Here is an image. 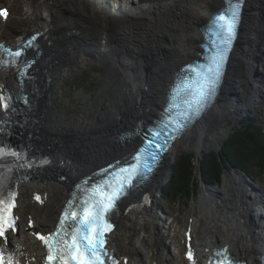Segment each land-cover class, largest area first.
I'll return each mask as SVG.
<instances>
[{"label":"bare ground","instance_id":"1","mask_svg":"<svg viewBox=\"0 0 264 264\" xmlns=\"http://www.w3.org/2000/svg\"><path fill=\"white\" fill-rule=\"evenodd\" d=\"M5 1L0 0V5H9L11 17H20L21 21L16 32L7 26L11 18L4 23L0 20L1 38L6 43H14L17 35L42 32L36 45L41 58L28 79L33 125L38 133L37 165L41 173L35 175L33 185L23 186L18 214L23 218L33 215L36 227L43 229L49 227L45 208L27 204V194L43 190L49 196V203L54 185H59L66 193L77 178L130 152L139 142L134 138L133 128L157 117L171 78L181 64L198 53L202 26L224 0ZM263 1L252 0L249 4V10H254L248 15V23H243L241 45L233 52L225 93L194 129L172 145L148 183L152 192L159 191L166 182L179 148L191 149L200 157L207 148L206 135L209 144L218 147L227 133L223 127L225 119L234 116L240 120L264 98V84L260 83V79L264 80V50L261 51L264 46L260 45L264 41V28L260 23L264 20L260 17L263 21H255L257 14L262 12ZM52 24L55 31L51 30ZM6 31L9 37L3 36ZM86 57L104 60L108 65L116 64L108 71L102 89L103 98L108 99L109 104L105 105L97 97L89 104L91 114L87 119L68 123L66 110L56 103L57 100L55 102L57 91L65 75L79 70L88 59ZM258 63L255 75L254 65ZM12 81L6 73H0V82L10 84ZM246 84L251 86L249 92H244ZM131 105L134 109L129 119L124 114ZM52 168L58 169L56 175H49ZM139 196L131 192L129 202L133 203ZM152 209L136 206L117 217V225L122 221L130 237L127 246L122 248L114 232L112 248L130 254L129 264H152L153 261L156 264H186L182 257L184 247L169 251L166 240L170 234L165 235L166 230L161 228ZM195 210L193 204L190 225L199 248L227 245L233 257L250 263L255 262L257 255L264 254L263 193L241 175L236 174L231 179L225 177L222 191L203 188L199 206L201 218ZM141 213L152 219L149 228L152 232L147 230V220L143 221L146 225L141 224L148 238L147 235L134 238L133 217ZM210 221L220 224V238L217 235L219 227H213ZM185 226L179 230L181 238ZM140 243L146 246L145 253L139 249L134 252L133 248ZM6 251L18 264H27L29 258L37 256L40 248L22 232L16 240L10 241Z\"/></svg>","mask_w":264,"mask_h":264},{"label":"snow or ice","instance_id":"2","mask_svg":"<svg viewBox=\"0 0 264 264\" xmlns=\"http://www.w3.org/2000/svg\"><path fill=\"white\" fill-rule=\"evenodd\" d=\"M240 7V0H227L224 12L213 18L215 39L210 54L205 62L188 65L178 74L160 118L144 132V143L134 155V163L119 168L106 182L93 183L83 189L77 185L83 195L79 203H76L75 195L67 202L56 231L47 236L36 234L47 248L46 259L50 264H106L108 252L104 237L112 227L107 222V213L117 207V201L122 196L130 193L134 181L146 177L158 161L159 152L168 146L169 141L182 135L213 104L240 19ZM0 16L6 17V10H0ZM35 39L32 37L15 52L0 45V53L12 57L15 63L27 48L33 46ZM32 63L26 61L19 73L22 86ZM0 107L5 111V119L0 121V162L11 157L22 162L21 167H33L36 162L28 156L27 146L11 144V137L16 135L15 128L22 126V122L14 118L22 111L17 107V100L0 94ZM5 180L6 177L0 173V239L3 241L0 249L8 245L10 231H16V217L11 214L16 194L11 191L7 195L3 193ZM215 255L220 256L219 253ZM188 258H192L191 253ZM0 264H18V261L0 250ZM216 264H222V261L217 259Z\"/></svg>","mask_w":264,"mask_h":264},{"label":"rangeland","instance_id":"3","mask_svg":"<svg viewBox=\"0 0 264 264\" xmlns=\"http://www.w3.org/2000/svg\"><path fill=\"white\" fill-rule=\"evenodd\" d=\"M10 1L12 2L13 0H6L5 3H8ZM20 1L26 2L28 0H20ZM262 4L264 6V1ZM262 12L257 14V19L255 21H257L259 23L261 21H263V20L259 19L260 17H262V15H261ZM19 18L20 17H11L7 26L10 27V29H13L14 31L18 32L19 24L21 23ZM260 24L264 28V24H262V23H260ZM51 30L55 31L53 24L51 25ZM9 35H10V33H8L6 31L3 36L9 37ZM40 38H39V41H40ZM260 43H261L260 45L264 46V41H262ZM262 50H264V49H262V47H261V51ZM87 58L88 57H86V59ZM103 61L102 60H91L90 58H88L86 61H84V63H82L81 68L79 70H76L73 73L68 72L65 75L64 79L62 80V82L60 84L61 88L57 91L58 99L56 97L55 102L57 100L56 103H58V105L61 108L66 110V114H65V121L66 122L73 123L77 120H81L82 118L87 119L88 116L91 114V112L88 109L89 104H91L92 102H95L97 97H98L97 99L103 100L105 105L109 104V100L103 98L102 89L106 83V79H107L106 75L108 74V71L110 70L112 65L114 66L116 64L110 63L111 65H108V64H105V62H103ZM27 82L29 83L28 80H27ZM260 83L264 84V80L260 79ZM250 90H251V86L246 84V86L244 88V92H249ZM158 93L161 94V92H158ZM132 109H134L133 105H131L129 107L128 112H126L124 114V117L126 115H128V117L130 119V116L132 114L130 112L132 111ZM248 114L242 116V118L240 120H238L239 117L236 118L234 116L232 118L227 117L225 119V123H224L223 127L226 129L227 133L222 139H220L221 140V144L219 145L220 147L219 146L215 147V145L209 144L208 136L206 135L207 148L204 149V151H203L204 153L202 154V156L209 151L220 150L223 142L227 139L229 134L232 132L233 128L239 126L241 121L245 118L255 119L257 121V124L264 128V98L262 99L260 104L256 107H254V109H252L251 112ZM218 131H220V129ZM114 143H115V141H114ZM177 144H179V143H176V145ZM192 151H191V149H188L185 147L179 148L176 152L175 157L172 160V164H171L170 168L172 169V166L176 162V160L179 157L183 156L184 154L196 155ZM236 174L241 175L238 171H232V172H229L228 174H226L225 177H227L228 179H231V177L236 175ZM255 178L257 179L256 181H258V183L261 185V187L263 189V194H264V173L261 175L258 174L257 176H255ZM245 180L247 182H249V184H252L254 187L257 186V183H254L253 181H250L247 179H245ZM223 183L221 184L220 187H218V188H220L221 191H222ZM165 184L166 183H164L162 186H164ZM203 188H205L203 185H201V187L199 186L198 195L193 197V199H191L190 201H187L185 199V197L184 198L172 197V198H168V199H161L162 192H160V191H157L156 193L153 192L154 200H153V206L151 207V208H153L152 209L153 215L157 218V221L160 222L161 228H164L163 229L164 231L166 230L165 235H167L168 232L170 234V238L168 240H166V244L168 247L171 248V253L173 252V249H176L177 245H179L178 241H180V238H181L180 237L181 232L179 230H182L181 228H183L185 222L187 221V219L189 217V213H190V208L193 204L196 208L195 214H197V216L199 218H201L199 206H200V197H201V194L203 192ZM52 189H53V193H52V197L50 200V204H48L45 207V214L47 216H49L48 218H50V222H52V220L55 218L57 209L59 208L61 201H62V197L64 196V191H63V189H61V187H59V185H54L52 187ZM263 198H264V195H263ZM27 200H29V199L27 198ZM219 207H221V206H219ZM219 207H216V208L219 209ZM216 208H214L215 212L217 210ZM146 220H147L148 224L143 222ZM151 220L152 219H150L144 213L136 214V216L133 217L134 238H138V237L142 238L144 235H147V234H145L144 229H142L141 224H145V225L147 224V230H149V228L151 229ZM210 222H211L210 225H212L213 227H217V228L219 227V229H217V232H218L217 235H219L218 237L220 238V236H221L220 235V233H221L220 224L219 223H213L212 221H210ZM149 231L152 232V230H149ZM115 234H117L119 244L121 245V247L122 248L126 247L128 239L130 237V232H128L126 230V227L122 221L117 226V231L115 232ZM146 237L148 238L149 236L147 235ZM150 237H151V235H150ZM171 237H173V238H171ZM137 247L140 249V251H142L144 253L146 252V246L145 245H137Z\"/></svg>","mask_w":264,"mask_h":264},{"label":"trees","instance_id":"4","mask_svg":"<svg viewBox=\"0 0 264 264\" xmlns=\"http://www.w3.org/2000/svg\"><path fill=\"white\" fill-rule=\"evenodd\" d=\"M199 170L202 181L210 186H220L222 177L232 170H239L248 178L263 174L264 128L253 118L243 119L233 128L220 150L202 156ZM199 186L194 155L184 154L172 166L162 199L185 197L190 200L198 193Z\"/></svg>","mask_w":264,"mask_h":264},{"label":"water","instance_id":"5","mask_svg":"<svg viewBox=\"0 0 264 264\" xmlns=\"http://www.w3.org/2000/svg\"><path fill=\"white\" fill-rule=\"evenodd\" d=\"M251 2H252V0H241V3H242V7H241V17H240L239 25H238V28H237L235 40L233 42V46H232L231 52H230V54L228 56V60L226 62V68H225V72L223 74V80H222V82H221V84H220V86L218 88L217 96L215 97L213 104L210 106V108L208 110L205 111V113L199 119H197V120H195V122H193V124L180 136V138L183 137V136H185L192 129H194L203 120V118H205V116L211 111V109L213 108V106L221 99L222 95L225 93V85L224 84H225L226 78L229 75L228 73H229V69H230V66H231V62H232L231 59L233 57V52L235 51V49L237 50L239 48V45H241L240 44V41H241V37H242V34H243L242 33L243 23L244 22L245 23H248V19H249V16L248 15L251 14V12L254 10V9L249 10V4H251ZM260 9L263 11L262 14H261L262 15L261 18H263V20H264V6L263 7L261 6ZM257 13H254L253 12V14H257ZM263 24H264V22H263ZM258 30H260V29H258ZM40 54L41 53L38 54L37 62L41 58V55ZM37 62L35 63V65L37 64ZM184 64H181V66L184 65ZM35 65H33V67L31 68L29 77H32V75L34 73L33 68L34 67L36 68ZM258 65H259V63L256 64V65H254V74L255 75L258 74ZM177 71H178V69L176 70L175 74L171 78V81H170V84L168 85V88L175 81V78L178 75ZM196 157H197L196 158V161H197V163H199L200 157H198L197 155H196ZM223 181H224V178H223Z\"/></svg>","mask_w":264,"mask_h":264}]
</instances>
